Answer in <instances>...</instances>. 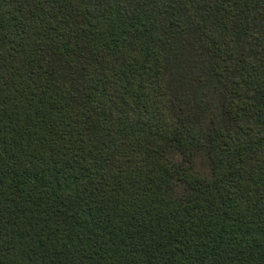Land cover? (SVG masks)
<instances>
[{
	"label": "trees",
	"instance_id": "1",
	"mask_svg": "<svg viewBox=\"0 0 264 264\" xmlns=\"http://www.w3.org/2000/svg\"><path fill=\"white\" fill-rule=\"evenodd\" d=\"M0 264H264V0H0Z\"/></svg>",
	"mask_w": 264,
	"mask_h": 264
},
{
	"label": "rangeland",
	"instance_id": "2",
	"mask_svg": "<svg viewBox=\"0 0 264 264\" xmlns=\"http://www.w3.org/2000/svg\"><path fill=\"white\" fill-rule=\"evenodd\" d=\"M211 105H212L211 106L212 109L210 110L208 116L209 117L211 116L218 120V113H219L220 105H219L218 98L216 95L211 97ZM207 117L203 122L204 124L202 125L204 128L207 126L206 124L208 123ZM170 157L172 158L174 162H180L183 159V155L179 151H176V150L170 151ZM194 169L200 172L202 175L206 177H210L211 175L210 164H209L207 156L205 155L203 151L196 152L195 157H194ZM178 192L179 193L182 192L181 186L178 187Z\"/></svg>",
	"mask_w": 264,
	"mask_h": 264
}]
</instances>
